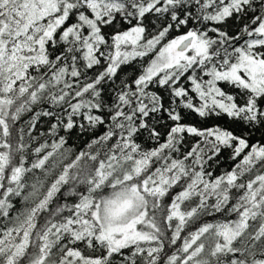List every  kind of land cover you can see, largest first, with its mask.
<instances>
[{"label": "snow or ice", "instance_id": "6c2138e0", "mask_svg": "<svg viewBox=\"0 0 264 264\" xmlns=\"http://www.w3.org/2000/svg\"><path fill=\"white\" fill-rule=\"evenodd\" d=\"M0 264H264V0H0Z\"/></svg>", "mask_w": 264, "mask_h": 264}, {"label": "trees", "instance_id": "16d2710c", "mask_svg": "<svg viewBox=\"0 0 264 264\" xmlns=\"http://www.w3.org/2000/svg\"><path fill=\"white\" fill-rule=\"evenodd\" d=\"M101 132H103V128H101L97 133H95V135H99ZM88 139L89 137L87 136L77 137L76 135H73V137L69 139L67 146H72L74 148V151L78 152L85 147V144ZM196 139L197 138L195 137L186 136L185 141H184L185 146H190L192 143L195 142ZM260 140H261L260 135L256 134L255 136H253L250 143L260 142ZM161 142H163V139ZM154 146L155 145H152V144L146 145V147H149V148H152ZM228 155H229L228 152H224L217 158L219 161V164L214 169V175H219L221 171L224 169H231L233 164L236 163V161H232L228 159ZM173 191H178V189H174ZM209 219H212V218L210 217Z\"/></svg>", "mask_w": 264, "mask_h": 264}, {"label": "clouds", "instance_id": "9594fccd", "mask_svg": "<svg viewBox=\"0 0 264 264\" xmlns=\"http://www.w3.org/2000/svg\"><path fill=\"white\" fill-rule=\"evenodd\" d=\"M113 211H114L115 214H119L122 211V206H118Z\"/></svg>", "mask_w": 264, "mask_h": 264}]
</instances>
